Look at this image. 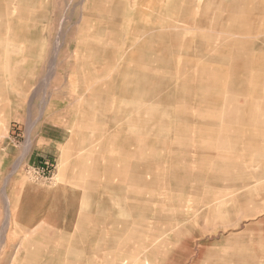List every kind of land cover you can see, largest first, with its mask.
I'll use <instances>...</instances> for the list:
<instances>
[{
  "label": "rangeland",
  "instance_id": "rangeland-1",
  "mask_svg": "<svg viewBox=\"0 0 264 264\" xmlns=\"http://www.w3.org/2000/svg\"><path fill=\"white\" fill-rule=\"evenodd\" d=\"M262 7L264 0H0V75L14 31L34 20L43 38L39 87L72 97L69 87L92 89L94 116L110 118V148L121 141L117 125L125 128L126 198L141 196L129 203L140 218L110 221L107 253L77 254V264H264ZM12 89L0 87V135L8 99L40 94ZM5 220L0 264H21L14 248L23 238ZM33 239L24 238L36 248Z\"/></svg>",
  "mask_w": 264,
  "mask_h": 264
},
{
  "label": "crops",
  "instance_id": "crops-1",
  "mask_svg": "<svg viewBox=\"0 0 264 264\" xmlns=\"http://www.w3.org/2000/svg\"><path fill=\"white\" fill-rule=\"evenodd\" d=\"M35 22L24 21L26 26L14 31V50L5 57L0 75V87L40 92L35 99L11 98L4 105L8 127L0 135V171H6L0 226L8 211L9 221L5 222L10 225L13 219L16 233L23 238L14 248L24 254L21 264H77V254L107 253L110 229L115 228L110 221L128 220L130 215L140 218L139 205L130 207L129 203L139 204L142 199L139 194L126 198L129 186L123 175L128 170L124 157L131 151L125 147L124 125H117L121 141L113 144L110 152V118L94 116L92 89L69 87L73 88L72 97L69 91H61L62 87H54L47 95L45 87H39L41 64L37 61L43 38L31 29ZM98 125L101 131L97 133L94 127ZM110 154L117 157L115 165L110 164ZM32 168L53 173V181L34 183L27 175ZM144 200L155 202L152 197ZM4 234L6 237L8 231ZM29 236L38 242L36 248L24 240ZM49 239L51 243H40Z\"/></svg>",
  "mask_w": 264,
  "mask_h": 264
},
{
  "label": "built area",
  "instance_id": "built-area-1",
  "mask_svg": "<svg viewBox=\"0 0 264 264\" xmlns=\"http://www.w3.org/2000/svg\"><path fill=\"white\" fill-rule=\"evenodd\" d=\"M28 174L32 181L38 183H42V182L49 183L52 182L54 178L53 173L51 172L46 173L44 169H39V168L29 169Z\"/></svg>",
  "mask_w": 264,
  "mask_h": 264
},
{
  "label": "bare ground",
  "instance_id": "bare-ground-1",
  "mask_svg": "<svg viewBox=\"0 0 264 264\" xmlns=\"http://www.w3.org/2000/svg\"><path fill=\"white\" fill-rule=\"evenodd\" d=\"M237 4V3H236ZM260 5H261V3H260ZM241 6V5H240ZM241 8V7H240ZM262 9L264 10V7H262L261 8V11L260 12H262ZM236 10H237V8H236ZM247 27V26H246ZM244 29H248V28H244ZM247 33V32H246ZM230 37H232V36H230ZM234 38V37H233ZM227 40V39H226ZM233 49V48H232ZM234 50V49H233ZM204 65V64H203ZM209 65V64H208ZM200 66H202V65H200ZM224 68V67H223ZM225 69V68H224ZM18 72V71H17ZM225 72V71H224ZM229 74V73H228ZM238 74H240V73H238ZM230 75V74H229ZM225 82V81H224Z\"/></svg>",
  "mask_w": 264,
  "mask_h": 264
}]
</instances>
